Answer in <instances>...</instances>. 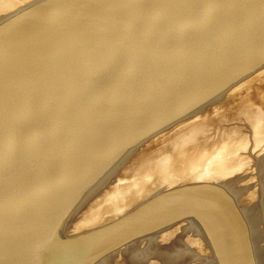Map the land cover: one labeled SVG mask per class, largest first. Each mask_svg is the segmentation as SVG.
<instances>
[{"label": "water", "instance_id": "95a60500", "mask_svg": "<svg viewBox=\"0 0 264 264\" xmlns=\"http://www.w3.org/2000/svg\"><path fill=\"white\" fill-rule=\"evenodd\" d=\"M23 11L0 21V264H264V0Z\"/></svg>", "mask_w": 264, "mask_h": 264}, {"label": "bare ground", "instance_id": "6f19581e", "mask_svg": "<svg viewBox=\"0 0 264 264\" xmlns=\"http://www.w3.org/2000/svg\"><path fill=\"white\" fill-rule=\"evenodd\" d=\"M2 1V0H1ZM1 1H0V3H1ZM4 1V0H3ZM6 1V0H5ZM4 1V2H5ZM8 1H10V0H7L6 1V3H7V5L9 4V6L10 7H14L15 5H16V3H15V5L13 4H10ZM15 1V0H14ZM34 1H36V0H28V1H26L27 3L25 4V3H21L20 5H17L18 7H16L13 11L11 10V11H7L8 10V7H6V6H2V7H4V8H7V9H5L7 12H4V8L2 9L1 7H0V21L1 20H3L4 18H6L7 16H10V14H13L14 12H17V11H21V10H24L20 15H23V14H25V13H27L28 11H31V10H33L34 8H36L38 5L37 4H39V2L40 1H38V3L37 4H34V5H32L31 6V4H33L34 3ZM65 0H63V1H59V0H53V1H50V2H48V1H46V3L45 4H43V5H41V7H39V8H37V9H35L34 11H44V9H46L47 7H49L51 4H57V3H62V2H64ZM11 2V1H10ZM13 2V1H12ZM6 3H3L2 2V4L4 5V4H6ZM24 4V5H23ZM40 5V4H39ZM64 6H66L65 4H59V5H57L55 8H53L50 12H49V15H51L52 13H54V12H56L57 10H59V9H61L62 7H64ZM9 7V9H12V8H10ZM37 22H39V21H24V22H21V23H19L16 27H15V29H16V35L17 34H19L20 32H22V31H24L25 29H27V28H29V27H31L32 25H34V24H36ZM14 29V30H15ZM15 35H5V37L3 38V40L4 41H7V40H9L10 38H12V37H14Z\"/></svg>", "mask_w": 264, "mask_h": 264}, {"label": "rangeland", "instance_id": "374dc122", "mask_svg": "<svg viewBox=\"0 0 264 264\" xmlns=\"http://www.w3.org/2000/svg\"><path fill=\"white\" fill-rule=\"evenodd\" d=\"M0 1H1V0H0ZM4 1H5V0H4ZM4 1L2 0L1 3H0V7H1L2 9L4 8V7H2V6H6V5H7V3H6L7 0H6L5 2H4ZM10 1H11V2H10ZM10 1H8L10 4H12V5L14 4V5H15V3H16V5H15L14 7H13V6L10 7L9 4H8V5L6 6V7H8V10H7V11H11V10L13 11L16 7H18L17 5H20L22 2L26 4V3H27L26 1H28V0H15V1H14V0H10ZM12 1H13V2H12ZM47 1L50 2V1H53V0H47ZM2 2H3V3H6V4L3 5ZM42 3L45 4L46 1H45V2H41V1L39 2V4L43 5ZM35 4H37V3H35ZM39 4H37V5H39ZM1 5H2V6H1ZM23 5H24V4H23ZM41 5L37 6V7L34 8L33 10H35V9H37V8H39V7H41ZM9 7L12 8V9H9ZM5 9H7V8H4V12H7Z\"/></svg>", "mask_w": 264, "mask_h": 264}]
</instances>
